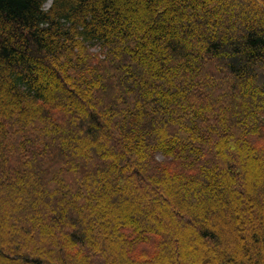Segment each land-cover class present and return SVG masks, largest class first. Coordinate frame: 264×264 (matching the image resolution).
<instances>
[{
	"label": "trees",
	"instance_id": "16d2710c",
	"mask_svg": "<svg viewBox=\"0 0 264 264\" xmlns=\"http://www.w3.org/2000/svg\"><path fill=\"white\" fill-rule=\"evenodd\" d=\"M262 139L264 0H0V264H264Z\"/></svg>",
	"mask_w": 264,
	"mask_h": 264
},
{
	"label": "rangeland",
	"instance_id": "374dc122",
	"mask_svg": "<svg viewBox=\"0 0 264 264\" xmlns=\"http://www.w3.org/2000/svg\"><path fill=\"white\" fill-rule=\"evenodd\" d=\"M49 5H50V2H48L46 4V8H48ZM93 51H95V52L98 51V47H95L93 49ZM258 145L263 146L264 145V139L260 140ZM133 238H134V236H133ZM158 240H160L158 237L150 238L149 242L145 243V242H140L139 239H137L136 243L133 245L134 248H133L131 254L133 255L134 258H136L138 260H145V259L153 257L158 251V249L156 248V246H158L157 245Z\"/></svg>",
	"mask_w": 264,
	"mask_h": 264
}]
</instances>
